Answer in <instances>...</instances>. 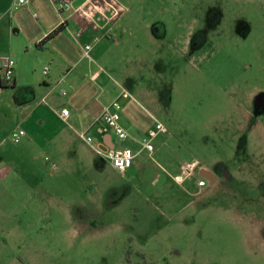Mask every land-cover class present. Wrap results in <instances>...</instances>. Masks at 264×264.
Instances as JSON below:
<instances>
[{"label": "rangeland", "instance_id": "obj_1", "mask_svg": "<svg viewBox=\"0 0 264 264\" xmlns=\"http://www.w3.org/2000/svg\"><path fill=\"white\" fill-rule=\"evenodd\" d=\"M121 7L116 44L82 41L69 84L62 77L71 66L50 80L57 67L32 51L20 61L21 84L3 88L0 106L31 116L24 129L45 145L25 160L10 146L7 164L24 176L18 184L0 174L10 192L0 194V264H264V0ZM12 8L35 28L34 17ZM98 17L92 26L101 31L111 18ZM14 49L25 56L26 44ZM116 99L131 136L113 134L118 149L137 152L133 140L157 135L153 154H140L126 174L81 136L87 118ZM193 162L218 183L201 173L178 180Z\"/></svg>", "mask_w": 264, "mask_h": 264}, {"label": "crops", "instance_id": "obj_2", "mask_svg": "<svg viewBox=\"0 0 264 264\" xmlns=\"http://www.w3.org/2000/svg\"><path fill=\"white\" fill-rule=\"evenodd\" d=\"M122 1L133 2V0H70V4L67 5L65 2L56 4L54 3V0H32L28 6L22 7L23 9L20 11V13L28 15L31 19L33 17L36 19L35 22L32 20L35 24V28L28 29L21 24L15 14H12V7L13 5L16 7L15 4L17 0H0V62L3 58L9 57L12 59L14 54L18 55L16 60L12 59L15 62L14 87L21 84L22 65L23 63L26 65L29 63L28 56L32 51H34L38 60L41 59L40 61H42L48 59L46 62L51 61V63L57 67L55 76H51L50 80H58L57 76L61 72L59 69L61 64L68 68L75 61L74 49H76L80 55L82 54V50L77 49L79 46L80 48L82 47V41L84 42V40H87L88 38H92L95 42L108 39L106 41L109 43L114 41L116 44V27L121 21L120 18L118 20L116 19L117 7L119 10L122 9ZM59 5H61L60 9H58ZM99 15L100 17H98ZM104 15L109 16L111 21L107 19L103 20V22L105 21L104 23L109 22L110 24L108 27L100 31L99 28L92 26V18L98 17V21H100L102 20L101 16L103 17ZM63 24L65 27L62 31L47 42L43 43L51 33ZM15 26H18V29L14 30L20 35H18V37H14V34H12ZM21 43L26 44L27 50L25 51V56L17 51L14 53V48ZM35 47L38 49L36 50ZM20 61L23 63H20ZM73 74H76V70L75 67L71 66L68 73L62 77V80H66L67 84H69ZM48 82L51 84V81ZM3 92L4 89L0 87V96H2ZM71 115L69 119L71 118ZM98 115L93 118L89 116L86 120V124L90 127L100 116ZM30 117L31 116H28L26 118L22 113L21 108H19L18 112L15 110L12 117L11 114L5 111L4 106H0V174L2 173V175L5 176L3 178H6L13 173V181L18 184L20 183V178L22 177L21 174L23 175V173H21L20 166L15 162H13V168L7 164L8 161H10V159L7 158V155H9V157L12 156L9 153L13 141L11 138L12 133L18 128L24 129V125L30 120ZM44 141L45 139H42L39 136L36 138H29L28 134H26L19 146H15V151L18 154L17 159L21 160L22 156V159L25 160L28 150H32L31 154L36 158L38 156L36 153L40 149L38 143L40 145H45ZM133 141L134 143L137 142L135 140ZM5 157L7 159H5ZM13 157L14 159L16 158L14 155ZM138 157L139 156H137L136 159ZM137 164L138 163L135 160L133 167ZM207 170L210 172L209 169ZM202 174L206 179H213L211 182L213 185L219 181V178L215 173H213L214 176L205 171L202 172ZM0 194L2 197L6 198H9L10 196V192L5 188L3 182L0 183Z\"/></svg>", "mask_w": 264, "mask_h": 264}, {"label": "built area", "instance_id": "obj_3", "mask_svg": "<svg viewBox=\"0 0 264 264\" xmlns=\"http://www.w3.org/2000/svg\"><path fill=\"white\" fill-rule=\"evenodd\" d=\"M32 0H17L16 7H26L28 6ZM61 2L70 4V0H54V3L59 4ZM91 49L90 45H87L85 48L86 55H88L89 50ZM47 73V71H46ZM15 74V62L7 57L1 59L0 62V81L1 82H12L14 80ZM62 94H66L65 91ZM122 105L119 99L114 100L112 103L107 105L101 115L94 121V123L84 131L81 136L83 139L92 146L93 151L103 157L108 159L111 162L112 167L121 174H126L128 170H130L135 163V159L137 156L142 154L143 152L149 151L150 155L153 154L152 142L155 135L152 138H144L143 140H137V144L140 146V150L138 152H134L129 148H125L121 146L123 143H120L121 149L117 148V144L114 142L113 134L117 137V139L121 142H125L131 138L130 134L122 127L121 120V112ZM71 115V110L62 107L60 110V116L63 120H68ZM158 133H166L167 130L162 124H158L157 126ZM26 131L23 128H18L14 130L12 133V138L14 143L20 144L22 139L26 136ZM111 137V141H108V137ZM194 164L185 166L183 169V175L177 178L178 180H182L184 177L190 174L191 169L194 168ZM201 184H204L201 182Z\"/></svg>", "mask_w": 264, "mask_h": 264}, {"label": "flooded vegetation", "instance_id": "obj_4", "mask_svg": "<svg viewBox=\"0 0 264 264\" xmlns=\"http://www.w3.org/2000/svg\"><path fill=\"white\" fill-rule=\"evenodd\" d=\"M192 164H194L195 166H194V168L193 169H191V172H190V174L189 175H187L186 177H184L181 181H183L185 178H188V177H190V176H193L194 174H200L201 173V176H203L205 179H206V177L202 174V172H206V173H210L211 175H213L214 176V172L213 171H211L209 168H207V167H205V166H202L199 162H193V163H191V164H185V165H183L182 167H181V169H182V172H183V169H184V167L185 166H188V165H192ZM207 169H209L210 170V172L207 170ZM216 174V173H215ZM182 175H183V173H182ZM180 176L178 175V176H176V178H179ZM207 180L208 181H210V183L212 182V180L213 179H208L207 178ZM201 182H203L204 184H201ZM218 183V182H217ZM216 183V184H217ZM206 182L204 181V180H202V181H199V186H206ZM212 184V183H211ZM213 185V184H212ZM215 185V184H214Z\"/></svg>", "mask_w": 264, "mask_h": 264}, {"label": "trees", "instance_id": "obj_5", "mask_svg": "<svg viewBox=\"0 0 264 264\" xmlns=\"http://www.w3.org/2000/svg\"><path fill=\"white\" fill-rule=\"evenodd\" d=\"M64 24L61 25L57 30H55L53 33H51L45 40L43 43L47 42L48 40H50L51 38H53L55 35H57L60 31H62L64 29ZM14 80L12 82H0V87L4 88V87H8V86H14Z\"/></svg>", "mask_w": 264, "mask_h": 264}, {"label": "water", "instance_id": "obj_6", "mask_svg": "<svg viewBox=\"0 0 264 264\" xmlns=\"http://www.w3.org/2000/svg\"><path fill=\"white\" fill-rule=\"evenodd\" d=\"M107 139H108L109 142L111 141V137L110 136Z\"/></svg>", "mask_w": 264, "mask_h": 264}]
</instances>
